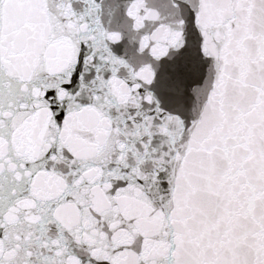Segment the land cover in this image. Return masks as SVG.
Instances as JSON below:
<instances>
[{
  "label": "snow or ice",
  "instance_id": "6c2138e0",
  "mask_svg": "<svg viewBox=\"0 0 264 264\" xmlns=\"http://www.w3.org/2000/svg\"><path fill=\"white\" fill-rule=\"evenodd\" d=\"M0 264H264V0H0Z\"/></svg>",
  "mask_w": 264,
  "mask_h": 264
}]
</instances>
